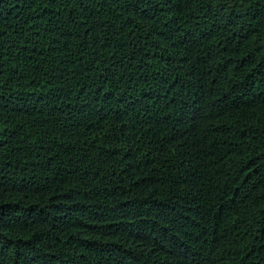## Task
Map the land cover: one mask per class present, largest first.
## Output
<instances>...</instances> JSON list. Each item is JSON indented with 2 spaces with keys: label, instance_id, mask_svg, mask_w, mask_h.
<instances>
[{
  "label": "trees",
  "instance_id": "1",
  "mask_svg": "<svg viewBox=\"0 0 264 264\" xmlns=\"http://www.w3.org/2000/svg\"><path fill=\"white\" fill-rule=\"evenodd\" d=\"M0 264H264V0H0Z\"/></svg>",
  "mask_w": 264,
  "mask_h": 264
}]
</instances>
